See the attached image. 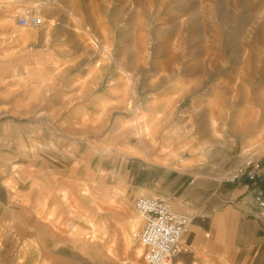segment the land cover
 Listing matches in <instances>:
<instances>
[{
    "label": "rangeland",
    "instance_id": "374dc122",
    "mask_svg": "<svg viewBox=\"0 0 264 264\" xmlns=\"http://www.w3.org/2000/svg\"><path fill=\"white\" fill-rule=\"evenodd\" d=\"M249 155L264 165V0H0V264H149L138 197L205 213ZM207 233L176 257L242 264Z\"/></svg>",
    "mask_w": 264,
    "mask_h": 264
},
{
    "label": "built area",
    "instance_id": "2783aa9c",
    "mask_svg": "<svg viewBox=\"0 0 264 264\" xmlns=\"http://www.w3.org/2000/svg\"><path fill=\"white\" fill-rule=\"evenodd\" d=\"M41 23L42 17L39 15L20 17L22 26ZM242 182H247L252 188L256 216L264 223V165L260 159L246 156L241 164L234 166L220 179L224 185H240ZM136 206L144 217L140 240L149 264H171L177 255L189 251L185 236L193 217L174 211L163 196H140Z\"/></svg>",
    "mask_w": 264,
    "mask_h": 264
},
{
    "label": "crops",
    "instance_id": "0c3cea01",
    "mask_svg": "<svg viewBox=\"0 0 264 264\" xmlns=\"http://www.w3.org/2000/svg\"><path fill=\"white\" fill-rule=\"evenodd\" d=\"M227 191L220 195L215 191L211 199L192 202L191 207L205 213L193 216L186 235L187 244L193 250L203 242L204 231H208L207 236L212 233L214 239H218L220 229L228 228L230 234L226 243L236 245V259L240 257L242 264H264V223L256 216L252 188L240 184ZM195 196L200 197L199 194ZM188 255L176 257V264H185Z\"/></svg>",
    "mask_w": 264,
    "mask_h": 264
},
{
    "label": "bare ground",
    "instance_id": "6f19581e",
    "mask_svg": "<svg viewBox=\"0 0 264 264\" xmlns=\"http://www.w3.org/2000/svg\"><path fill=\"white\" fill-rule=\"evenodd\" d=\"M22 171H24V172H26V170H24V169H22ZM21 171V172H22ZM29 172V171H28ZM22 174V173H21ZM30 200V199H29ZM29 205V204H28ZM58 205V204H57ZM22 207H25L24 205H21ZM63 207H53V210H54V213H58V214H60L59 216L57 215V217H59L58 219H60V221H61V218L62 217H65L66 215H65V213H64V210H65V208H63ZM68 213V212H67ZM88 213V212H87ZM78 214V213H77ZM86 214V213H85ZM88 215V214H87ZM62 216V217H61ZM77 216H79V214L77 215ZM81 217H82V215H81ZM43 220V219H42ZM49 221V220H48ZM57 221V220H56ZM89 221L92 223V224H94V221L93 220H91V219H89ZM49 223H51L50 221H49ZM57 223V222H56ZM67 223V222H66ZM63 224H65V223H63ZM43 225V224H42ZM66 225V224H65ZM72 225V227H73V224H71ZM70 225V226H71ZM45 226V225H44ZM66 226H68V225H66ZM46 228H48V227H46ZM48 232H49V230H47ZM63 231V229H61L60 228V226H58L57 224H55L54 223V226H53V228H52V236H53V238H55V239H63L64 237L62 236V234H61V232ZM98 233V230H96V228H95V230H93L92 232H91V234H90V237H94L96 234ZM84 240V239H83Z\"/></svg>",
    "mask_w": 264,
    "mask_h": 264
}]
</instances>
